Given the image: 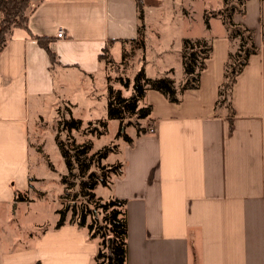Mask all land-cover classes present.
I'll return each instance as SVG.
<instances>
[{"label": "crops", "instance_id": "0c3cea01", "mask_svg": "<svg viewBox=\"0 0 264 264\" xmlns=\"http://www.w3.org/2000/svg\"><path fill=\"white\" fill-rule=\"evenodd\" d=\"M182 1L32 0L26 24L10 28L0 50V264H93L97 240L74 224L55 228L58 218L24 238L3 237L23 202L15 192L27 196L41 180L32 168L33 120L44 104H74L81 86L85 96H97L92 88L103 81V50L112 53L138 37V2L146 41L150 33L167 32V24L178 27L175 16L182 27L192 24L177 9ZM241 7L234 20L252 31L256 50L226 98L220 91L237 40L226 19H208L206 27L202 16L201 32L175 46L180 52L183 38L209 42L198 86L180 92L178 102L146 91L154 129L124 144L120 173L103 185L102 198L126 201L127 264H264V0H242ZM60 28L65 35L57 38ZM157 65L152 77L173 68ZM139 66L146 71L149 63Z\"/></svg>", "mask_w": 264, "mask_h": 264}, {"label": "rangeland", "instance_id": "374dc122", "mask_svg": "<svg viewBox=\"0 0 264 264\" xmlns=\"http://www.w3.org/2000/svg\"><path fill=\"white\" fill-rule=\"evenodd\" d=\"M241 1L242 0H185L184 2L182 1V3H178L177 9L182 10L186 17H191L190 21L192 24L182 27V19H178V17L175 16L173 21L178 24V27L175 25L171 27L167 24V32L163 30L159 38H157L154 33L148 34V36H146L144 49L139 47V37L121 44L120 48L115 49L112 53L109 52L108 57L103 58V81L105 80V84L107 85L108 79L112 82L115 77L120 75L126 76L132 80L140 67H136L138 61L142 62L143 60L149 63L145 71L148 77H152L155 66H158L157 64H167V66L170 65L173 67L167 75L178 81L181 79L182 74L184 75L181 51L179 52L175 48L179 38L184 35L200 33V21L202 16L209 20L211 18H218L219 20L226 19L227 24L230 25V21H232L234 25L242 28L241 24H238V22L234 20L235 15L242 16V13H240L243 10ZM169 14L170 13L167 12V21H169L170 18ZM200 38L203 37L192 38V41ZM103 81L97 80L96 84L93 85L92 89H95L97 95L93 99L89 96H85L84 88L81 86V88L73 92L74 96L72 97V101L74 104L70 105L68 102L61 100L57 102L54 109L44 104L40 110V115H36L33 123L31 122L35 131L34 133L32 130L36 141L33 146V174L40 177L41 180L34 184V189L32 188L27 195L28 200L18 205L16 208V215H11L13 220L8 222V226L5 228L3 234L5 239L9 238L11 241L12 238L16 236L24 238L29 234V231L31 233L40 231L49 223L55 222L59 216L56 210L66 203L69 205L74 202L77 205L82 202L88 203L95 213V216L98 217V219L101 218V204L108 200L102 198L106 190L102 184H97L93 190L95 197L87 202L86 199L79 194L78 179L73 178V176H68L67 183L70 184V188L64 187L61 177L66 173V165L56 145L55 135L58 134L59 138L68 148L72 146V140H74L75 143H82L90 140L92 147L89 154L105 145L113 147V152L109 153L107 158L102 159L99 166H91L89 171H93L97 175L101 173L108 174V168L121 160V152L126 141L123 136L117 135L118 131H124L126 135L132 137L136 133L134 124L138 123L143 125L145 123L143 120H136L134 118H131L129 123L125 120L122 124L116 119H106V86ZM87 85L86 83V87ZM114 85L119 87L117 83H114ZM88 88L89 87L86 89ZM128 92L129 90H123L124 94H128ZM140 104H143V100L140 101ZM70 115L82 121V129L79 131L72 130L66 132L60 128L59 122L69 118ZM97 119L106 120L107 123L106 131L100 136L89 133L90 130H94L93 125L96 124L95 121ZM88 121H91V126L87 127L86 123ZM38 145H40V148H38ZM33 222H41L44 224L38 229L24 227V225H31ZM6 248L7 247H5V249Z\"/></svg>", "mask_w": 264, "mask_h": 264}, {"label": "trees", "instance_id": "16d2710c", "mask_svg": "<svg viewBox=\"0 0 264 264\" xmlns=\"http://www.w3.org/2000/svg\"><path fill=\"white\" fill-rule=\"evenodd\" d=\"M32 0H0V50L3 47L8 31L12 26L25 25V11ZM138 17L140 25L138 28V37L140 48H145V31L143 23V11L138 2ZM204 24L208 27V19L203 17ZM230 38L237 40V48L229 54V62L226 65V81L220 91V95L226 98L228 91L234 81L235 75L245 65L248 56L255 52V46L252 43V31L246 28H240L230 21ZM239 28V29H238ZM195 40V39H194ZM42 45L48 52L51 61H55L54 53L48 48V44L42 41ZM211 46L205 38L192 41L190 38L182 39L181 61L184 82L177 85L175 80L168 76L148 77L144 67L141 66L135 73L132 80L126 76H117L114 81L107 80L106 86V119H116L122 124L123 121H130L131 118L143 120L145 124H134L136 135L146 131H153V127L147 122L151 113V105L140 104L144 99L145 93L149 89L161 92L171 102H178V94L185 89H192L198 86L199 74L205 65V59L209 56ZM108 49L103 50L101 59L108 57ZM114 83L119 85L115 86ZM124 91L129 90L128 94ZM93 125L94 130L89 133L93 135H102L106 131V120L97 119ZM91 126V121L86 123ZM60 128L66 132L72 130L79 131L83 127L80 119L71 115L69 118L59 122ZM96 130V133H95ZM117 135L123 136L126 142H131L132 138L123 131H118ZM56 145L66 165V173L62 175L61 181L64 187L70 188L67 183L68 176L79 180V194L88 202L95 197L94 188L97 184L108 185L113 175L120 173L121 164L112 165L108 168V174H96L89 171L91 166H99L102 159L107 158L108 154L113 152V147L105 145L100 149L89 154L92 143L90 140L82 143H72L69 148L55 135ZM104 168V167H102ZM86 176V177H85ZM85 177V178H84ZM16 201L28 200L26 193L16 191ZM125 199L111 197L103 204L102 216L100 219L90 208L88 203L71 205L65 204L56 210L59 215L54 225L55 228L68 223L77 227L85 228L89 238L96 239L98 244L97 253L93 258V264H127V220L125 210Z\"/></svg>", "mask_w": 264, "mask_h": 264}, {"label": "built area", "instance_id": "2783aa9c", "mask_svg": "<svg viewBox=\"0 0 264 264\" xmlns=\"http://www.w3.org/2000/svg\"><path fill=\"white\" fill-rule=\"evenodd\" d=\"M65 34H64V31H63V29H59L58 31H57V34H56V37L57 38H61V37H63ZM262 43L264 44V34H263V36H262Z\"/></svg>", "mask_w": 264, "mask_h": 264}]
</instances>
